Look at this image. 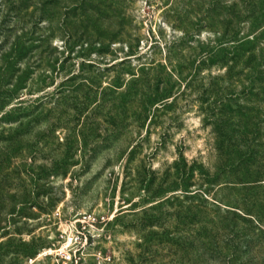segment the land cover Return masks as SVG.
<instances>
[{
  "label": "rangeland",
  "instance_id": "374dc122",
  "mask_svg": "<svg viewBox=\"0 0 264 264\" xmlns=\"http://www.w3.org/2000/svg\"><path fill=\"white\" fill-rule=\"evenodd\" d=\"M244 1L0 0V264L264 262Z\"/></svg>",
  "mask_w": 264,
  "mask_h": 264
},
{
  "label": "trees",
  "instance_id": "16d2710c",
  "mask_svg": "<svg viewBox=\"0 0 264 264\" xmlns=\"http://www.w3.org/2000/svg\"><path fill=\"white\" fill-rule=\"evenodd\" d=\"M244 2L246 4V13H247V18L249 19L248 23H249L250 30H249V34L247 35V37L242 42H240V45L237 49L244 50V52L246 53V56H247V60H248V62H250L254 58V54H255L254 49L256 48V46H258V44H260L262 41H264V28L262 29V32L260 34H256L257 31L261 28V23H262V22H260V18L257 15V8L259 5L258 3L262 2V1H259L257 3L256 0H245ZM263 17H264V15H263ZM262 68H264V58L259 63H257L256 66H254L252 68L253 70L251 72V75H253V76H252L250 84H249L250 86L247 89L248 92H246V106L244 107L245 113L241 114V117H240L242 119L247 118L248 115H250L252 112L247 107L250 106V104L253 102V98L255 96V93L259 89V88H257V81L259 78V74L262 75V73H263ZM261 81H262V84L260 86L261 87L260 89L264 92V78ZM229 113H232V112H229ZM221 119L224 120L223 117ZM244 132L249 134L245 130H244ZM260 132H261V128H259L257 130V132L255 133V136H257V137H258V135L260 136ZM241 148H242V151L239 149L241 152V156H240V158H238L239 159V162H238L239 166L249 167L248 169L250 171H252L253 173H255L257 175H261V173L257 169H252L253 167H255L254 162L257 161L258 153L255 150L256 147L253 145V143L251 144V142H247ZM169 202H170V198L165 199L164 201L159 202V203L155 204L154 206L150 207L149 211L155 212L154 215H151L150 219L159 221L163 217V214L161 211L162 208H164L165 204H167ZM257 223H258L257 225L259 226L258 234H260L258 236H260V238H258L256 241L258 244H260V243L264 244V225L259 221H257ZM224 226L226 227V229L230 228V225H228V224L224 225ZM214 227H216V226H214ZM232 232L234 233V236L232 235L229 237L228 242L225 244L224 250H229V252H232L233 257L235 259V257L237 258V255L241 251V250H239L240 249L239 245H236L235 241L241 237L244 238L245 232H243V230H240L238 228ZM249 248L250 247L248 245L245 246V250H248L247 252H249ZM219 249L221 250L223 248H219ZM254 259H255V257L249 256L247 262L243 263V264H252L253 262H255ZM262 264H264V262H262Z\"/></svg>",
  "mask_w": 264,
  "mask_h": 264
},
{
  "label": "built area",
  "instance_id": "2783aa9c",
  "mask_svg": "<svg viewBox=\"0 0 264 264\" xmlns=\"http://www.w3.org/2000/svg\"><path fill=\"white\" fill-rule=\"evenodd\" d=\"M66 260L73 261L70 254L64 256Z\"/></svg>",
  "mask_w": 264,
  "mask_h": 264
}]
</instances>
